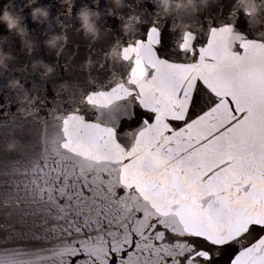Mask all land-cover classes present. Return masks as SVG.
<instances>
[{
    "label": "snow or ice",
    "instance_id": "6c2138e0",
    "mask_svg": "<svg viewBox=\"0 0 264 264\" xmlns=\"http://www.w3.org/2000/svg\"><path fill=\"white\" fill-rule=\"evenodd\" d=\"M257 5L249 18L237 0L207 27L202 8L171 17V33L192 23L178 47L157 23L138 29L95 75L66 61L87 87L54 86L44 116L18 69L32 95L17 113L4 97L0 128L38 132L41 150L13 138L19 157L0 161V264H264V32L236 25L264 19Z\"/></svg>",
    "mask_w": 264,
    "mask_h": 264
},
{
    "label": "water",
    "instance_id": "95a60500",
    "mask_svg": "<svg viewBox=\"0 0 264 264\" xmlns=\"http://www.w3.org/2000/svg\"><path fill=\"white\" fill-rule=\"evenodd\" d=\"M29 3L30 0H0V13L7 10L21 15L23 17V23L29 31V38L36 41L38 45L32 56L26 55L21 47L19 39L16 38L14 34L9 33L3 24H0V38L7 37L4 47L6 50L11 51L16 57L15 61L10 65L7 73H5L4 76H0V86L13 77L20 78L21 83H24L22 77L25 74L18 71V69L23 68V66L27 64L31 79L35 80L37 85L36 93L39 95L40 101H44V106L40 111V115L44 116L46 115L47 109L54 107L53 102L56 100V94L53 91V87H56L59 82L78 80L85 88L87 87L86 75L84 73L74 72L72 75H68L63 72V65L66 61L71 59L73 65H80L82 61L90 57L93 61L97 62L92 70L93 75H95L98 63L104 59L109 49L112 46H117V41L126 46V42L132 37V35H125L121 32V21L117 19L116 14L109 15L108 9L111 5L108 4L107 0H71V17H69L67 12L69 0H35V3H32L31 5H29ZM235 3H237V0H215L213 4L198 12V24L207 27L217 20L223 21L228 17V14L233 9ZM257 3H260V0H257ZM127 4L128 7L121 10L122 14L125 16L133 12L139 14L143 20V23L138 26L140 32L145 31L153 23H157L167 38L172 39L174 37L176 40L174 47H178L179 40L177 38L180 36L183 29L177 27L176 33H171V29L174 26L171 17L158 16L155 5L148 2V0H127ZM43 5L50 8L51 15L48 24L42 25L33 23L30 15L32 8ZM83 7L97 11L101 16L100 27L105 31L103 38L97 43H90L84 39L83 34L80 31L77 32L79 24L75 17L77 12ZM181 17H185V20H187V16ZM179 23V18H177L176 25L178 26ZM236 25L241 32H244L249 36L259 35L264 32V19H261L259 23L253 26L250 24V20L244 17L242 13L238 16ZM49 28L57 33H63L67 38L64 53L60 57H57L55 53L50 54L43 45V41L50 34ZM137 38H139L138 35ZM36 58H42L46 62L54 64L56 67L55 74L50 78L42 79L36 73L32 72L29 65L31 60ZM25 88L30 90L32 95L31 81L25 84ZM18 95H20V93H13L10 90L4 89L3 91H0V104L4 103V97L6 96L11 102V107L8 111L11 113H17V109L20 107L18 104ZM62 97L66 96L62 95ZM40 101H37V105H39ZM3 112L4 109L0 108V121L4 119L11 120V117L5 118ZM18 122L25 123L26 128H39V125H33L31 123L30 117L27 121L18 119ZM13 138L20 141L19 147L22 151H32L31 148L24 147L29 141H32L35 144L36 151L41 150L38 132L34 136L22 137L14 128H0V161H15L19 157L17 151H12L10 153L5 152V145L10 143ZM0 223H3L2 218H0ZM2 234L3 233H0V235Z\"/></svg>",
    "mask_w": 264,
    "mask_h": 264
},
{
    "label": "clouds",
    "instance_id": "9594fccd",
    "mask_svg": "<svg viewBox=\"0 0 264 264\" xmlns=\"http://www.w3.org/2000/svg\"><path fill=\"white\" fill-rule=\"evenodd\" d=\"M107 2L111 5L108 9L109 14H116L117 19L121 21V32L125 35H133L138 30V26L143 23L142 18L134 12L127 16L122 14L121 10L128 7L127 0H107ZM214 2L215 0H153V3L158 7V11L162 16H174L177 18L181 16H190L194 14L198 8H207ZM32 3H35V0H30L29 5ZM244 12L249 18L258 16L259 8L257 0H249V6L244 8ZM30 15L33 23L47 25L51 12L48 6L43 5L32 8ZM75 19L79 24V31L83 34L85 40L90 43H97L103 38L105 30H102L100 27L101 16L97 11L83 7L77 12ZM0 24H3L9 33L14 34V36L19 39L21 47L26 55H33L38 45L36 41L29 38V31L24 25L21 15L5 10L3 13H0ZM191 27L192 23L186 21L183 31L186 32ZM49 33L50 34L43 41L44 47L50 54L55 53L57 57L62 56L67 41L66 36L63 33L55 32L51 28H49ZM177 39L179 40L180 36ZM6 40L7 37L0 38V76H4L5 73H7L10 65L16 59L11 51L5 49L4 45ZM107 57L113 63H119L122 60V53L116 46H112L107 53ZM29 67L32 72L36 73L42 79L50 78L56 72L55 65L46 62L42 58L31 60ZM81 67L85 73H87L93 70L95 64L85 59L81 62ZM6 86L8 90L13 93L19 91L20 95L17 97L18 100H30L31 92L24 88L20 78L13 77L8 79ZM56 88L61 95L68 96L73 89V84L68 81H62L57 84ZM7 147L9 151H12L15 150L16 144L9 143Z\"/></svg>",
    "mask_w": 264,
    "mask_h": 264
}]
</instances>
